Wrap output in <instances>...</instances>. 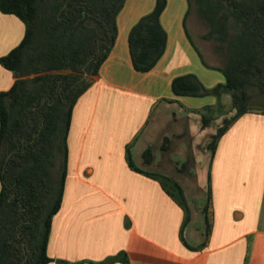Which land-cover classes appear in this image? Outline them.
<instances>
[{"label": "crops", "instance_id": "1", "mask_svg": "<svg viewBox=\"0 0 264 264\" xmlns=\"http://www.w3.org/2000/svg\"><path fill=\"white\" fill-rule=\"evenodd\" d=\"M165 1L159 21L166 45L156 65L135 71L128 48L130 30L155 0H126L114 44L73 107L48 264H125L115 259L119 254L126 264H264V113L240 116L210 151L202 197L193 176H182L183 166L167 169L151 148L154 131L171 117L196 122L192 117L217 104L212 96L173 95L175 78L193 75L207 89L225 82L212 42L200 33L197 45L187 33L188 1ZM24 33L17 17L0 12V58ZM14 82L0 65V93ZM168 143L159 150L166 152ZM147 148L153 154L148 164ZM127 155L140 170L176 181L187 211L158 180L133 171Z\"/></svg>", "mask_w": 264, "mask_h": 264}, {"label": "trees", "instance_id": "2", "mask_svg": "<svg viewBox=\"0 0 264 264\" xmlns=\"http://www.w3.org/2000/svg\"><path fill=\"white\" fill-rule=\"evenodd\" d=\"M125 1L0 0V12L25 26L21 42L0 58L15 78L0 93V264L51 262L46 248L63 196L72 110L114 44L116 18ZM187 1L188 13L194 11L206 28L203 39L212 42L225 82L207 89L195 76L184 75L172 81L171 92L217 99L216 106L205 108L202 127L222 111V97H229L232 114L222 119L207 144L213 154L240 116L264 113V0ZM165 5V0H155L153 10L129 32L137 72H149L164 53L166 33L159 19ZM152 156L150 148L143 153L147 164ZM127 162L133 171L158 180L187 211L176 181L140 170L129 155ZM115 259L127 263L124 254Z\"/></svg>", "mask_w": 264, "mask_h": 264}, {"label": "rangeland", "instance_id": "3", "mask_svg": "<svg viewBox=\"0 0 264 264\" xmlns=\"http://www.w3.org/2000/svg\"><path fill=\"white\" fill-rule=\"evenodd\" d=\"M186 26L191 40L198 45L197 36L200 33H206V28L197 19L194 11L190 12ZM222 103L224 104L222 111L220 113L214 112V119L208 126L202 127V116L208 114L206 111L202 112L201 115L192 117L195 118L196 122L187 119L183 120L179 117H171L169 121L158 127L151 137V148H154L157 157L164 158L165 167L173 171L175 167L183 166L182 176H187L188 174L193 176L195 187L201 197L202 192L206 193L207 170L210 159V151L206 149V146L210 136L215 133L216 127L221 125L222 119L232 114L230 113V99L228 96L227 98L226 96L222 98ZM172 133L176 135L172 136ZM164 135L169 136V143L167 140L162 143V136ZM166 143H168V150L166 152H162V149L159 150V146L162 144L166 145Z\"/></svg>", "mask_w": 264, "mask_h": 264}]
</instances>
